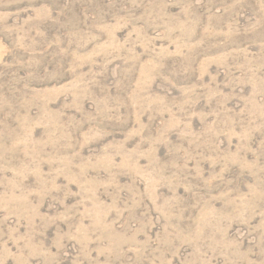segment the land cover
Returning <instances> with one entry per match:
<instances>
[{
    "label": "rangeland",
    "instance_id": "rangeland-1",
    "mask_svg": "<svg viewBox=\"0 0 264 264\" xmlns=\"http://www.w3.org/2000/svg\"><path fill=\"white\" fill-rule=\"evenodd\" d=\"M0 264H264V0H0Z\"/></svg>",
    "mask_w": 264,
    "mask_h": 264
}]
</instances>
